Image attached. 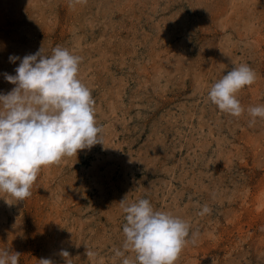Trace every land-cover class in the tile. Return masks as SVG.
Wrapping results in <instances>:
<instances>
[{
  "label": "rangeland",
  "instance_id": "obj_1",
  "mask_svg": "<svg viewBox=\"0 0 264 264\" xmlns=\"http://www.w3.org/2000/svg\"><path fill=\"white\" fill-rule=\"evenodd\" d=\"M57 46L83 58L104 143L42 166L25 201L0 192V253L137 264L123 207L146 198L190 226L175 264H264V0H0V94L10 56ZM240 64L236 117L209 92Z\"/></svg>",
  "mask_w": 264,
  "mask_h": 264
},
{
  "label": "clouds",
  "instance_id": "obj_2",
  "mask_svg": "<svg viewBox=\"0 0 264 264\" xmlns=\"http://www.w3.org/2000/svg\"><path fill=\"white\" fill-rule=\"evenodd\" d=\"M43 52L42 47L22 59L10 56L11 62L20 63L15 75L4 73V78L15 87L0 94V192L10 194L17 202L32 195V185L42 166L104 143L100 135L103 126H98L95 119V100L78 78L83 58L60 46L50 56ZM255 80L256 73L248 65L234 66L214 83L209 99L219 110L239 117L244 109L236 93ZM248 113L253 118L251 126L255 118H264V105L252 106ZM5 202L12 204L7 199ZM123 210V248L135 252L137 264H175L187 242L189 224L154 210L146 198L124 205ZM208 211L205 206L201 214ZM61 255L67 258L69 253L62 251ZM87 255L93 253L87 251ZM117 255L122 253L118 251ZM19 260V252L6 249L0 253V264H19ZM39 264L53 262L42 258ZM122 264L132 262L124 258Z\"/></svg>",
  "mask_w": 264,
  "mask_h": 264
}]
</instances>
